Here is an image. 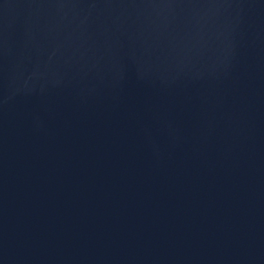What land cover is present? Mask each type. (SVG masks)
Returning a JSON list of instances; mask_svg holds the SVG:
<instances>
[{
	"label": "water",
	"instance_id": "obj_1",
	"mask_svg": "<svg viewBox=\"0 0 264 264\" xmlns=\"http://www.w3.org/2000/svg\"><path fill=\"white\" fill-rule=\"evenodd\" d=\"M0 264H264V0H0Z\"/></svg>",
	"mask_w": 264,
	"mask_h": 264
}]
</instances>
